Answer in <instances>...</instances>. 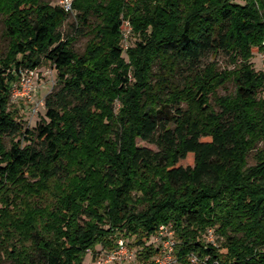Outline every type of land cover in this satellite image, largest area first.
I'll use <instances>...</instances> for the list:
<instances>
[{
    "label": "trees",
    "instance_id": "trees-1",
    "mask_svg": "<svg viewBox=\"0 0 264 264\" xmlns=\"http://www.w3.org/2000/svg\"><path fill=\"white\" fill-rule=\"evenodd\" d=\"M72 8L90 37L83 54L60 33L70 15L63 6L0 0L8 41L0 54V246L8 262L84 264L117 236L134 239L146 261L158 253L148 240L173 225L182 264H264V72L252 62L264 53V0H74ZM126 22L139 37L129 63ZM222 51L233 70L201 66ZM48 64L57 87L30 129L11 109L13 89L22 72ZM229 83L235 93L218 97ZM209 230L220 246L206 241Z\"/></svg>",
    "mask_w": 264,
    "mask_h": 264
},
{
    "label": "rangeland",
    "instance_id": "rangeland-1",
    "mask_svg": "<svg viewBox=\"0 0 264 264\" xmlns=\"http://www.w3.org/2000/svg\"><path fill=\"white\" fill-rule=\"evenodd\" d=\"M64 0H45V2L51 4L52 6H63ZM74 0H72L73 2ZM91 23L95 25L97 23V19L95 17L91 18ZM128 23V24H127ZM78 23H77V14L76 12H71L68 19L64 22L62 27L60 28V33L65 39L68 38H75V42L73 44V50L78 54H83L87 48V45L90 41V37L85 35V31L82 32L78 29ZM81 31V32H80ZM139 40V37L134 34L133 27H131L130 22H126L125 28L123 29V40H122V47H123V57L125 58L126 62H130L129 59V50L135 46L136 42ZM8 47V41L4 37V23L3 18L0 16V54L4 55L7 51ZM254 68L258 72H264V53L255 51L254 58L252 60ZM210 63H215L218 67V69L222 71H231L234 69V65L232 64V61L230 59V56L222 51L219 52L217 55L208 54L206 55L202 62L201 66L208 65ZM189 73V70L185 68V66H182L177 82L179 84H183L184 79L186 75ZM57 87V71L53 66L50 64L45 65L41 69L38 70V77L35 81V101L36 103L44 102L47 95L50 94L55 88ZM235 86L234 84H227L225 87L220 88L218 90V97H224L227 95H231L235 93ZM260 98L264 99V90L260 92L259 94ZM13 98V97H12ZM212 104L215 105V100H212ZM34 104L28 102L26 99H18V100H12L11 102V109L14 111H18V120L23 121V123L26 125V127L33 129L37 126V124L42 121L46 117V110L44 107H39L37 112H34ZM120 104H117V108L119 109ZM218 111H221L220 108L217 107ZM5 144L8 148H10V138L5 137ZM138 145L140 147L149 148L151 150L157 151L158 147L154 144H151L149 142L139 140ZM262 149V145H259V148L253 153H251L249 157V166H254L256 164L255 160V154ZM184 166H193L194 165V156L189 155L188 158L183 162ZM124 238L127 240L128 243H131L130 246L133 250H139L138 246H136V242L134 239H127L123 236H117L114 239L113 246L110 248H105V252H111L116 248V245L118 241ZM215 242L217 246H220L222 243V240L220 239L218 234H215ZM102 248V246H98L96 248V251H99ZM95 256L96 254L94 252H90L84 261V264H96L95 263ZM0 261L1 264H10L8 260L6 259L5 253L2 250L0 246ZM141 261L138 259L137 264H139ZM142 264V263H140Z\"/></svg>",
    "mask_w": 264,
    "mask_h": 264
},
{
    "label": "built area",
    "instance_id": "built-area-1",
    "mask_svg": "<svg viewBox=\"0 0 264 264\" xmlns=\"http://www.w3.org/2000/svg\"><path fill=\"white\" fill-rule=\"evenodd\" d=\"M63 7L67 12H73L72 0H64ZM128 24V23H127ZM38 77V70L25 71L21 73L20 81L13 89V100L26 99L28 102L34 104V112L38 108L44 107V102L36 103L35 101V81ZM206 241L213 245L215 242V233L209 230L205 236ZM148 246L158 250L152 258L141 261L142 264H182L177 254L178 241L173 225H162L158 231L148 240ZM105 248H101L95 256L96 264H137L140 259L142 250H133L130 243L126 239L121 238L114 250L105 252ZM192 262L197 263L198 259L192 257ZM139 263V264H140Z\"/></svg>",
    "mask_w": 264,
    "mask_h": 264
}]
</instances>
